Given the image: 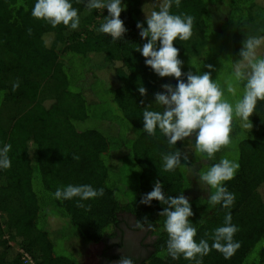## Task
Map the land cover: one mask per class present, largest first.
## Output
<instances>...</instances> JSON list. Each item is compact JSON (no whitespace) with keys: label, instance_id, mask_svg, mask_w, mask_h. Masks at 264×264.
Returning a JSON list of instances; mask_svg holds the SVG:
<instances>
[{"label":"trees","instance_id":"trees-1","mask_svg":"<svg viewBox=\"0 0 264 264\" xmlns=\"http://www.w3.org/2000/svg\"><path fill=\"white\" fill-rule=\"evenodd\" d=\"M70 2L79 12L76 30L35 19L36 0H0V149L11 145V167L0 168V264H24L17 247L34 264H84L88 244L109 236L122 213L132 214L140 226L152 224L153 251L141 264H195L167 252L165 218L159 215L167 205L140 202L158 180L166 198L184 194L189 199L197 242L207 239L211 245L214 230L224 226L231 211L239 228L234 236L239 249L229 259L213 249L203 264H249L250 254L264 240V101H258L251 117L253 128H243L234 118L231 143L212 159L196 151L194 137L170 145L158 128L154 136L148 135L143 110L150 105L149 110L162 112L155 93L165 84L178 83L174 77H159L136 51L146 43L137 23L146 28V14L159 10V4L122 0L127 32L114 40L98 31L107 9L88 10L87 0ZM170 12L194 17L191 38L174 42L182 72L202 74L212 65V78L224 98L230 103L241 99L245 81L235 79V94L229 93L227 74L234 72L249 26L250 36L264 37V5L258 0H181ZM258 54L264 57V45ZM17 81L19 88L13 91ZM178 149L181 166L164 171L162 154ZM222 158L239 164L224 185L235 195L229 209L210 205L208 195L214 190L199 181ZM125 168L131 176L122 182L120 171ZM68 185L102 188L104 195L87 201L56 199L57 188ZM60 221L84 241L73 246L76 254L69 253L71 257L59 255L50 237L60 236L55 232Z\"/></svg>","mask_w":264,"mask_h":264},{"label":"clouds","instance_id":"clouds-1","mask_svg":"<svg viewBox=\"0 0 264 264\" xmlns=\"http://www.w3.org/2000/svg\"><path fill=\"white\" fill-rule=\"evenodd\" d=\"M173 3L178 8L181 0H159V10L146 14L147 27L143 23H137L139 34L146 43L136 51L142 53L146 65L159 77H174L178 81L175 87L165 84L162 92L155 93L156 104L162 106V112L149 110L150 105L143 110V131L154 136L158 128L168 138L170 145H177L179 141L194 137L196 151L212 159L223 146L231 143L234 118L242 121L243 128H253L251 117L258 101H264V57L258 54V50L264 45V37L249 36L243 41L239 51L240 58L233 65L235 79L245 81L243 96L234 104L230 103L224 98V91L219 83L212 78V65H207L210 71L202 74L182 72L183 61L179 59V49L174 46V42L188 41L191 38L194 17L171 14ZM86 8L107 9L109 15L105 17L99 32L114 40L125 36L127 28L121 14L126 10V5L122 0H87ZM32 16L46 21L52 27L63 24L76 30L80 24L79 12L70 0H36ZM227 84V91L235 94L233 84L230 81ZM12 88L16 91L19 82H14ZM139 92L142 96H147L145 87L140 86ZM10 150V144L0 149L2 169L11 167L8 156ZM181 158L182 152L179 149L175 153L162 154L164 171L171 172L181 166ZM72 159L78 160L79 157L73 156ZM183 159L187 160V155H183ZM238 168V163L222 158L219 163L200 174V183L214 190L208 195L210 205L222 204L225 209L234 205L235 195L224 185L234 178ZM103 195L104 189L96 190L91 185H68L57 188L54 193L56 199L72 200L78 197L83 201ZM153 200L167 205L159 215L165 218L163 224L164 231L168 234L167 252L173 259L183 256L185 260L203 264V257L213 249L222 253L225 259L231 258L239 249V242L234 240L239 228L232 223L231 211L225 216L224 226L214 230L210 245L207 239L196 241L197 229L190 220L194 213L184 194L166 198L158 180L153 190L144 195L140 202L150 206ZM77 206L84 207L81 203ZM151 227L152 224H149V228ZM117 264H134V261L131 257L122 255Z\"/></svg>","mask_w":264,"mask_h":264},{"label":"flooded vegetation","instance_id":"flooded-vegetation-1","mask_svg":"<svg viewBox=\"0 0 264 264\" xmlns=\"http://www.w3.org/2000/svg\"><path fill=\"white\" fill-rule=\"evenodd\" d=\"M119 219V225L114 226L110 235L99 242L101 250L97 264H117L122 255L131 257L134 264H141L153 251L151 228L138 225L130 213H122Z\"/></svg>","mask_w":264,"mask_h":264},{"label":"rangeland","instance_id":"rangeland-1","mask_svg":"<svg viewBox=\"0 0 264 264\" xmlns=\"http://www.w3.org/2000/svg\"><path fill=\"white\" fill-rule=\"evenodd\" d=\"M149 1L151 4H154V3L159 4V0H149ZM258 2L260 4L264 5V0H258ZM147 11H150V9ZM248 29H249V32L247 35H246V33L243 35V37H244L243 40H245L247 37H249L253 33V28H251L249 26ZM243 40L241 42L242 46H243ZM242 46L240 47V50H241ZM232 47H233V45H232ZM237 58L238 59L240 58L239 54H238ZM229 81L231 83L235 81V77H234L233 73L227 74L226 82H229ZM226 97L230 99L231 95L227 94ZM233 98L236 99V95H233ZM234 156L235 155H233V157ZM120 176H121L122 182H125L128 179L130 180L131 172L128 168H125V169L120 171ZM60 222H61V224H58L57 228H56L58 230H55V232H58V234L60 236H56L54 238L52 236L53 233H50V237H52L51 239L55 240L54 241L55 242V250L57 253H59V255L71 257L69 255V253L76 254V250L73 248V246H80L81 247L82 244H84V241L81 238H79L78 236H76L75 233L72 230H70L71 229L70 227H66L64 221H60ZM88 246L89 247H88L86 255L84 257V264H97L98 253L101 250V245H100V243H96V244L91 243V244H88ZM73 256H75V255H73ZM248 262H249V264H264V240L262 242H260L258 245H256L255 249L250 254V259L248 260Z\"/></svg>","mask_w":264,"mask_h":264},{"label":"built area","instance_id":"built-area-1","mask_svg":"<svg viewBox=\"0 0 264 264\" xmlns=\"http://www.w3.org/2000/svg\"><path fill=\"white\" fill-rule=\"evenodd\" d=\"M17 249L20 252V254L22 255V260H23L24 264H34V261H33L32 257L30 256V254L25 252L23 249H20L19 247H17Z\"/></svg>","mask_w":264,"mask_h":264}]
</instances>
